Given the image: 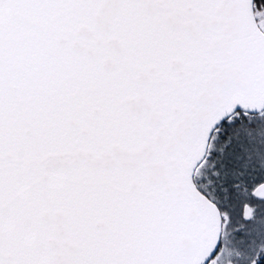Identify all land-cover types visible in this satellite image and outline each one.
I'll return each mask as SVG.
<instances>
[{
  "label": "snow or ice",
  "instance_id": "1",
  "mask_svg": "<svg viewBox=\"0 0 264 264\" xmlns=\"http://www.w3.org/2000/svg\"><path fill=\"white\" fill-rule=\"evenodd\" d=\"M0 264H264V0H0Z\"/></svg>",
  "mask_w": 264,
  "mask_h": 264
}]
</instances>
